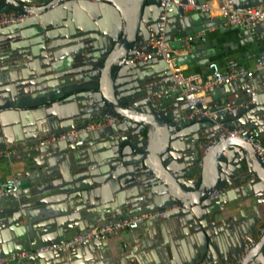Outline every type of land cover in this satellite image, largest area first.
I'll return each instance as SVG.
<instances>
[{
    "label": "water",
    "instance_id": "1",
    "mask_svg": "<svg viewBox=\"0 0 264 264\" xmlns=\"http://www.w3.org/2000/svg\"><path fill=\"white\" fill-rule=\"evenodd\" d=\"M185 1L166 11L164 39L186 49L173 66L201 73L235 59L256 69L216 86L201 118L183 95L155 94L174 83L162 57L133 58L159 34L161 0H0V12L29 13L0 28V151H12L0 181L17 180L0 194V258L175 206L116 240L95 236L20 264H224L264 227V163L245 140L220 136L244 127L264 140V21L229 25ZM104 114L117 122L38 145ZM240 264H264V233Z\"/></svg>",
    "mask_w": 264,
    "mask_h": 264
},
{
    "label": "built area",
    "instance_id": "2",
    "mask_svg": "<svg viewBox=\"0 0 264 264\" xmlns=\"http://www.w3.org/2000/svg\"><path fill=\"white\" fill-rule=\"evenodd\" d=\"M172 3H174V0H161L160 4L164 7V11L160 14L159 20L157 21L159 34L155 35L151 33L146 43L137 49L133 58L146 60L155 56L162 57L171 70V73L174 77V83L170 85H163L155 92V94L163 95L167 93H177L179 95H183L184 100L191 109L190 116H198V118H201L203 116L209 115V110L211 107L210 101L212 99L211 93L216 86L229 81L237 80L241 77H251L253 76L256 69H250L246 66L236 63L233 60H231L225 68H222L216 61H211L208 64V73L203 76L200 72L196 71L184 73L181 68L173 66L171 63L173 58L172 55L183 54L186 52V49L172 48L168 41L164 39L166 11L171 9ZM180 5L182 6L183 10L186 11H206L211 16L216 14H224L227 18L226 23L229 25H241L243 27L252 28L255 27L259 22L264 21V2L245 7H236L234 6L232 0H220V2L219 0H206L202 3L194 0H186L185 2H180ZM28 15L29 13H17L13 10L0 12V28L11 23L19 22ZM200 34L203 35V32H200ZM191 37V35H188L186 39L189 40ZM253 56L254 54H247L246 58H251ZM262 59V55H258L255 58L258 66H261ZM116 122V117L110 114H104L99 117L97 122L89 123L78 130L73 129L67 132H62L56 136L43 138L39 140L38 145H44L50 142L61 140H66L67 142L72 143L78 139V136L81 132L104 128ZM225 135L239 137L248 142L258 155L260 161L264 163V140L261 133L257 129H249L244 127L235 128L233 130H226L220 136L223 137ZM11 156L12 151L9 149L0 151V161L8 160L10 163ZM16 183L17 180L13 177L0 181V194L16 191ZM174 208L175 206H171L156 210L150 214L127 217L108 223L104 226H96L93 230H90L86 233L78 234L65 241H59L57 243H51L50 245L42 246L35 251L12 253L6 257L0 258V264H20L27 256L35 252L38 253L61 247L69 248L78 246L86 240L93 239L95 236L108 238L111 236H117L125 231L131 232L146 218L151 216H161L164 212ZM263 233L264 227H258L256 235L248 241L247 246L244 247L243 250L237 255L236 259L225 262L224 264H240L248 253L249 248L255 243L256 238Z\"/></svg>",
    "mask_w": 264,
    "mask_h": 264
},
{
    "label": "crops",
    "instance_id": "3",
    "mask_svg": "<svg viewBox=\"0 0 264 264\" xmlns=\"http://www.w3.org/2000/svg\"><path fill=\"white\" fill-rule=\"evenodd\" d=\"M212 29H214V27ZM218 48L222 49V45H218ZM214 61H216L220 65V67L225 68L231 60H226L224 62L217 61V60H214ZM233 61H236V60L234 59ZM176 67L181 68L184 73H191V72L195 71L193 63H181L179 65H176ZM208 71H209L208 67L207 68L203 67L201 74L204 76L208 73ZM7 175H8V173H7V167L5 165V160H2V161H0V177H5ZM121 234H119V235H121ZM117 238H118V235L117 236H111L110 240H116Z\"/></svg>",
    "mask_w": 264,
    "mask_h": 264
},
{
    "label": "bare ground",
    "instance_id": "4",
    "mask_svg": "<svg viewBox=\"0 0 264 264\" xmlns=\"http://www.w3.org/2000/svg\"><path fill=\"white\" fill-rule=\"evenodd\" d=\"M179 68V67H178Z\"/></svg>",
    "mask_w": 264,
    "mask_h": 264
}]
</instances>
